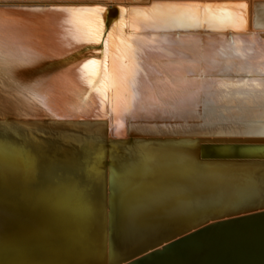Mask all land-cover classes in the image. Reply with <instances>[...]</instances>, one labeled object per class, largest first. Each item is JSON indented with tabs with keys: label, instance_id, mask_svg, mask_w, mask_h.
I'll return each mask as SVG.
<instances>
[{
	"label": "bare ground",
	"instance_id": "1",
	"mask_svg": "<svg viewBox=\"0 0 264 264\" xmlns=\"http://www.w3.org/2000/svg\"><path fill=\"white\" fill-rule=\"evenodd\" d=\"M171 2L189 1L0 0V100L16 111L19 126V138H6L17 150L0 147L3 264H126L214 221L204 220L195 208L181 211V202L229 195L225 192L241 166L201 161V140L194 137L202 135L194 130L210 124L254 129L264 124V0H196L245 4L243 9H214L244 23L217 19L191 26L151 11L153 4ZM95 39L101 44L91 42ZM181 49L186 50L183 57L177 55ZM192 50L200 58L196 71L206 70L203 79L194 80L181 66ZM114 51L123 54L117 65H127L131 73L126 87H116L111 79ZM213 59L218 63L212 65ZM93 60L97 63H89ZM14 65H24L18 69L26 81L23 88L3 74ZM191 96L198 98L194 109L183 106ZM71 135L86 136L91 143L81 149L68 141ZM128 136L134 139L125 140ZM38 145L71 162L79 175L86 158L103 152L97 171L84 177L90 215L37 200L36 185L26 179L24 168L28 150L35 152ZM252 146L264 153V146ZM150 157H155L150 173L124 174L129 161ZM132 186L140 196L160 190L168 195L130 217V207L139 202L129 194ZM259 203H264L260 192L241 206ZM223 210L229 214L221 220L244 215ZM250 234L219 236L209 252L239 254ZM248 259L240 262H258ZM193 264L220 263L201 253Z\"/></svg>",
	"mask_w": 264,
	"mask_h": 264
},
{
	"label": "snow or ice",
	"instance_id": "2",
	"mask_svg": "<svg viewBox=\"0 0 264 264\" xmlns=\"http://www.w3.org/2000/svg\"><path fill=\"white\" fill-rule=\"evenodd\" d=\"M229 7L246 8L245 4L236 5H214L210 3H199L196 0L189 2H171L158 3L151 6V11L160 10V15L167 20L177 25L191 26L193 24L202 23L204 20L211 22L212 20H227L235 24L244 23L238 17H233L231 13L222 12L217 15L214 9H227ZM123 9H121L122 11ZM132 11L148 12L150 9H132ZM257 23H261L260 6L257 5ZM111 36L112 32L109 31ZM94 44H101L99 39L91 41ZM186 50L181 49L177 55L183 57ZM117 52L112 53V75L111 79L116 87H126L130 79L131 73L128 71V66L121 63L117 65V61L121 59ZM191 59L181 61V66L186 67V73L192 78L203 79L206 70L201 69L196 71L199 66V56L195 50L191 51ZM95 64L97 61H89ZM218 62L213 59L212 65ZM24 65H14L4 69V75L18 88H23L26 81L19 75L18 69ZM264 71V69H261ZM211 77V73H207ZM7 82V81H6ZM245 83H247L245 81ZM198 98L191 96L183 105L184 107H198L196 100ZM163 107V105H161ZM17 120L16 111L7 103L0 100V147L7 146L9 151H16L17 147L12 140H7V137L19 138V126L15 123ZM27 131V129H25ZM194 134L202 136H219V137H262L264 138V124H261L257 129L251 126H235L225 127L223 125L210 124L207 126H199L194 130ZM68 141L84 149L86 145L91 143L86 136L71 135ZM103 152L97 151L94 158H86L84 160L85 169L83 175L77 174L75 166L66 160H59L54 154L44 150L43 145H38L37 150L33 152L28 150L25 156V177L31 183L36 185L35 196L38 201H44L60 206H65L73 209L82 216L90 215L92 209L87 200L88 183L85 176L90 179L91 174L96 172L100 158ZM155 162V157H150L147 160L140 158L129 161L124 166V174L132 176L135 172L140 171L141 174H148L152 171L151 164ZM4 161L0 154V183L3 182L4 176ZM264 195V177L257 178L254 175L246 174L244 176V188L240 195H222L220 198L197 199L194 201L181 202V211H186L190 208H195L200 214L204 215V220L213 219L216 216L228 215L229 212L223 209H228L234 212L246 211L241 205L252 199L257 192ZM129 194L139 202L130 207V217H135L141 210L157 204L160 200L166 198L168 193L164 190L157 191L150 195L140 196L136 192V186L129 189ZM3 246V241L0 240V247ZM0 264L3 260L0 259Z\"/></svg>",
	"mask_w": 264,
	"mask_h": 264
},
{
	"label": "water",
	"instance_id": "3",
	"mask_svg": "<svg viewBox=\"0 0 264 264\" xmlns=\"http://www.w3.org/2000/svg\"><path fill=\"white\" fill-rule=\"evenodd\" d=\"M189 1V0H185ZM111 137H109L110 139ZM177 139V137H174ZM180 138V137H178ZM200 138L199 156L201 161H214L224 164L241 166L239 175H233L235 180L230 183L229 188L225 193L232 195L236 193L240 195L244 188V176L246 174L254 175L257 178L264 177V159L260 158H233L225 157H241V156H259L260 154L252 145L264 146V138L257 137L262 142H257L256 138L250 137H219V136H196ZM215 138L219 140H214ZM123 139V138H122ZM125 140L132 141L134 136H128ZM207 139V140H204ZM204 140V141H203ZM232 145H246L233 147ZM225 147V148H224ZM224 157V158H223ZM248 166V167H247ZM232 191V192H231ZM230 192V193H229ZM259 193V191L257 192ZM242 216L231 214L225 220H221V216H216L211 219V223H202L200 227L185 235L175 239H170L169 242L157 248L156 246L146 251L137 259H129L126 264H193V261L201 254L207 253V256L213 258L214 263L225 264L227 261H232L235 264H242L240 260H244L249 256H255L256 259L264 258V249H252L250 253L241 252L240 254H211L209 249L215 239L219 236L230 235L234 233H256L264 231V203L256 204L254 207L247 208L246 211H241ZM237 214H240L237 213ZM226 216V215H224ZM236 216V217H235ZM209 252V253H208ZM251 256V257H252Z\"/></svg>",
	"mask_w": 264,
	"mask_h": 264
},
{
	"label": "rangeland",
	"instance_id": "4",
	"mask_svg": "<svg viewBox=\"0 0 264 264\" xmlns=\"http://www.w3.org/2000/svg\"><path fill=\"white\" fill-rule=\"evenodd\" d=\"M261 232V233H260ZM260 232H256V234L255 233H252V234H250V235H248L247 236V238L245 239V242H242V244H241V247H240V249H241V251L242 252H245V251H247L248 253H250L249 251H251L252 249H253V243H254V246L256 245V242L255 241H257V245L259 246H261V245H264V231H260ZM259 234V236H263V237H260L259 239H258V236L256 237L255 235H258ZM262 234V235H261ZM252 236V237H251ZM249 238V239H248ZM250 239H251V243L252 244H250ZM255 240V241H254ZM249 241V242H248ZM254 241V242H253ZM246 243H248V244H246ZM244 244H246L245 246H244ZM247 245H248V247H247ZM255 246L254 247V249H257V247L258 246ZM247 248V249H244V248ZM250 247H252V249L250 248ZM260 247H258V249H259ZM261 248H262V246H261ZM264 249V248H263ZM241 253V252H240ZM239 253V254H240ZM245 254H246V252H245ZM249 259L250 260H252L253 259V257H252V259L250 258V256H249ZM248 259V260H249ZM255 259V258H254ZM254 259H253V262H254ZM245 260H247V258H245ZM258 260V262H256V260H255V262L253 263V264H264V258L263 259H257ZM252 263V262H251ZM251 263H249V261H248V264H251Z\"/></svg>",
	"mask_w": 264,
	"mask_h": 264
}]
</instances>
